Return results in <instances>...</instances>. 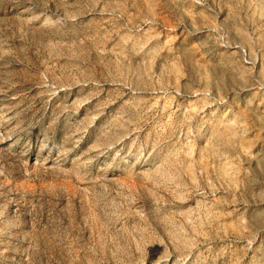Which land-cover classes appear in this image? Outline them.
<instances>
[{"label":"rangeland","instance_id":"374dc122","mask_svg":"<svg viewBox=\"0 0 264 264\" xmlns=\"http://www.w3.org/2000/svg\"><path fill=\"white\" fill-rule=\"evenodd\" d=\"M0 264H264V0H0Z\"/></svg>","mask_w":264,"mask_h":264}]
</instances>
